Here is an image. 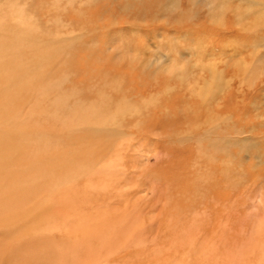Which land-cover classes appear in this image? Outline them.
Returning <instances> with one entry per match:
<instances>
[{
	"label": "rangeland",
	"instance_id": "obj_1",
	"mask_svg": "<svg viewBox=\"0 0 264 264\" xmlns=\"http://www.w3.org/2000/svg\"><path fill=\"white\" fill-rule=\"evenodd\" d=\"M0 21V136L30 126L0 165V264H264V0Z\"/></svg>",
	"mask_w": 264,
	"mask_h": 264
},
{
	"label": "bare ground",
	"instance_id": "obj_2",
	"mask_svg": "<svg viewBox=\"0 0 264 264\" xmlns=\"http://www.w3.org/2000/svg\"><path fill=\"white\" fill-rule=\"evenodd\" d=\"M2 17V16H1ZM1 22V21H0ZM236 24V23H235ZM27 30H29V28H26L25 29V31H27ZM29 38H27V43L29 42V40H28ZM23 43V42H22ZM22 43H20V44H22ZM23 44H26L25 42L23 43ZM22 44V45H23ZM185 73V72H184ZM199 82V81H198ZM67 103V102H66ZM9 102H8V104L5 106V108H7L5 111H8V112H10L9 111ZM69 104V103H68ZM72 104V103H71ZM79 104V103H78ZM74 105V104H73ZM71 106V105H70ZM64 107V106H63ZM99 109V108H98ZM53 112V111H52ZM86 114V113H85ZM12 115V114H11ZM82 115V114H81ZM84 115V114H83ZM77 116V115H76ZM77 117H79V116H77ZM63 118H65V117H63ZM76 118V117H75ZM74 118V119H75ZM106 118V117H105ZM73 119V118H72ZM77 119V118H76ZM97 119V118H96ZM107 119V118H106ZM66 120V119H65ZM68 120V119H67ZM64 121V120H63ZM77 122V121H76ZM81 122V121H80ZM21 124H19V126H20V128H21V131H16V132H14L15 133V135H13V136H8V137H1L0 136V165H6V164H10L12 161H13V159H12V157H14V153H16V149H17V147H18V145H19V143L21 142L20 140H22V138H24L25 137V135H27V132H28V128H30V126L29 127H27V125H29L28 123H26L25 124V122H20ZM64 123H66V124H69L70 123V120H68L67 122H64ZM63 124V123H62ZM104 125H105V123H103ZM32 125V124H31ZM72 125V123L70 124V126ZM74 125H76V124H74ZM81 125H83V124H81ZM117 125V124H116ZM13 126V125H12ZM69 126V127H70ZM115 127V126H114ZM10 128V127H9ZM12 129V128H11ZM106 129V128H105ZM15 130V129H14ZM87 132V131H86ZM90 134V133H89ZM45 135V134H44ZM91 135V134H90ZM96 136H97V134H95ZM81 136H83V135H81ZM86 136V135H85ZM105 137V136H104ZM100 139H102V137H100ZM103 141V140H102ZM107 143H109V142H107ZM101 144V143H100ZM13 151H15V152H13ZM82 152H84V150L82 151ZM89 159V158H88ZM33 160V159H32ZM79 162V161H78ZM102 162V161H101ZM33 164V163H32ZM41 164V163H40ZM112 164H113V162H112ZM36 165V164H35ZM39 166V165H38ZM37 166V167H38ZM95 166V165H94ZM110 166V165H109ZM37 167H35V168H37ZM73 168V167H72ZM108 168V167H107ZM42 169V168H41ZM45 169V168H44ZM43 169V170H44ZM117 169H118V167H117ZM112 170V169H111ZM96 174L97 173H95V176H96ZM98 174H100V172L98 171ZM101 177V176H100ZM108 178V177H107ZM52 192V191H51ZM52 193H54V192H52ZM49 194V193H48ZM50 195V194H49ZM53 198V197H52ZM55 202V201H54ZM68 206V205H67ZM67 208V207H66ZM4 213V212H3ZM19 213V212H18ZM8 214V213H7ZM42 214L44 215V213L42 212ZM16 216L14 217V219L15 220H17V219H23V218H25L27 215H28V213L26 212V211H23V212H21V213H19V214H15ZM40 216H42V215H40ZM82 216V215H81ZM4 217L6 218V213H5V215H4ZM104 217V216H103ZM3 218V217H2ZM102 219V218H101ZM1 221V220H0ZM4 221V220H3ZM3 221H1L2 223H4L5 224V222H3ZM97 221H98V219H97ZM110 221V220H109ZM121 221V220H120ZM123 221V220H122ZM122 221H121V223H122ZM107 223V222H106ZM109 223V222H108ZM1 225V224H0ZM6 227H7V225H6ZM39 227V226H38ZM102 227V226H101ZM106 229V228H105ZM95 230V229H94ZM112 230V229H111ZM84 232V231H83ZM86 233H87V231H86ZM89 234V233H88ZM85 236H87V235H85ZM107 237H109V236H107ZM85 238H87V237H85ZM85 240V239H84ZM89 240V239H88ZM88 240L86 239V241L88 242ZM93 242V241H92ZM89 243V242H88ZM90 251V250H89Z\"/></svg>",
	"mask_w": 264,
	"mask_h": 264
}]
</instances>
